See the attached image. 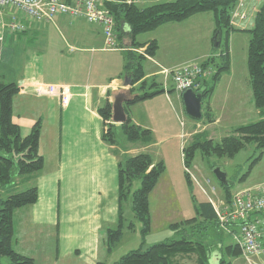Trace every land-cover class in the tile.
Wrapping results in <instances>:
<instances>
[{
    "label": "crops",
    "instance_id": "1",
    "mask_svg": "<svg viewBox=\"0 0 264 264\" xmlns=\"http://www.w3.org/2000/svg\"><path fill=\"white\" fill-rule=\"evenodd\" d=\"M160 1L164 0H136L141 5ZM256 3L251 2L247 8L253 9ZM201 14L182 22L163 24L137 37L142 44L152 40L159 44L155 56H146L143 62L145 76L141 81L147 79V85H150L155 80L164 92L137 104L125 101L123 106L134 124L152 131L155 139L152 147L158 145V136L160 141L172 136L173 125H176L178 117L181 118L176 109L184 110L183 93L174 89L168 70L188 61L218 56L225 48L224 33H221L219 47L215 48L213 38L204 54L195 53L192 45L184 41L189 36L187 26L190 20ZM248 17L246 21L238 20L233 25L237 30L231 31L228 41L231 69L222 75L216 89L226 76L233 75L232 54L235 45L231 40L236 34L249 35L246 30L253 26L255 14ZM211 19L214 35L213 15ZM117 34L118 49H109L105 47L100 25L88 23L83 18L71 19L59 15L54 22L34 23L23 33H6L0 44L1 66L3 59L10 58L11 53L15 52L13 49L16 50L15 57L23 60L17 80L4 82L7 79L5 74L0 79V86L15 82L20 88L13 100L14 121L20 125L23 136L31 132L36 122H43L40 150L45 157V165L42 172L29 183L38 186L39 199L15 213V243L20 253L35 259L34 264H62L66 259L71 260L67 264H98L100 261L111 264L109 255L113 251L107 249L105 233L107 229L118 226L119 159L141 152L152 154L150 144L130 142L125 135L122 144L118 141L117 145H110L103 139L109 122L120 131L121 123L113 122L112 117L110 121L105 120L99 109L108 103L113 104V93L119 90L128 89L133 95L137 94L133 90L141 81L133 83L127 74L126 54L128 51L142 53L146 48L132 46L130 27L125 23ZM127 79L132 81L130 85H127ZM47 84L68 87L71 92L69 103L64 106L58 95L37 92L39 87ZM232 87L235 91L236 87ZM239 88L237 84V90ZM162 97L164 99H161L160 105L152 109L150 100ZM234 97L230 94L228 99L233 100ZM141 110H144L143 113ZM45 120H52L50 129H47ZM155 121L158 128L153 124ZM183 135L182 132L181 138ZM164 159L160 150V156L155 160ZM8 191L3 190L0 194L6 195ZM62 209L65 223L60 219ZM64 225L66 240L61 243L59 230ZM232 233H238V229L233 228ZM54 244L56 246L53 248ZM228 245L231 244L225 246ZM216 252L229 260L227 252Z\"/></svg>",
    "mask_w": 264,
    "mask_h": 264
},
{
    "label": "trees",
    "instance_id": "2",
    "mask_svg": "<svg viewBox=\"0 0 264 264\" xmlns=\"http://www.w3.org/2000/svg\"><path fill=\"white\" fill-rule=\"evenodd\" d=\"M116 19L119 31L123 23L130 27L132 46L142 48V53L127 52L126 71L133 83L140 82L145 76L143 62L146 56H155L159 49L156 40L149 43H139L138 35L153 31L163 24L182 22L194 15L212 13L215 22L214 35L220 31L225 34V48L218 56L209 57L203 62L204 66L212 65L215 73L211 78H204L196 91L200 92L203 100L212 96L222 75L231 69V56L228 47L229 36L235 29L231 23V13L236 0H164L148 5H141L136 0L128 2H107ZM249 35L247 49V66L249 82L252 89V99L259 110L260 119L245 123L233 129V133L214 141L195 135L193 140L184 146L183 158L186 168L192 166L197 153L205 158L212 155L233 158L248 143L264 147V0L255 13L254 23L246 30ZM121 36V35H119ZM218 51V50H217ZM141 81L133 91L137 93L129 104H137L164 92L153 80ZM20 88L11 82L0 86V192L8 190L6 195L0 194V264H34L33 257L24 255L15 249V213L17 210L35 204L39 199V188L36 184L29 185L43 170L45 157L40 150L42 122L38 121L27 136H23L20 125L13 119V100ZM202 100V101H203ZM105 120L112 117V104L108 103L99 109ZM208 122H214L212 111L206 112ZM200 119V120H201ZM198 121V120H197ZM116 125L109 122L103 139L110 145H117ZM123 135L133 143L150 144L152 131L134 124L130 117L119 126ZM163 160L156 161L148 152L136 155H124L119 159V220L116 228H109L105 233L107 249L112 252L121 242L125 230L135 231L136 223H141L140 233L144 237L152 229L150 196L157 186L160 177L165 172ZM189 176V174H188ZM27 184L22 191H15L19 184ZM222 184V183H221ZM227 189L226 200L231 201L229 183L222 184ZM131 200L133 220L127 224L126 203ZM179 237L162 241L145 247L130 250L119 260L111 264H184L181 259L197 253L201 264H211L210 260L215 251L227 252L229 257L241 254L237 244L225 246L223 235L215 207L211 201H203L197 205V215L171 224ZM9 259L3 263L2 259ZM98 264H107L100 261ZM219 264H232L220 255Z\"/></svg>",
    "mask_w": 264,
    "mask_h": 264
},
{
    "label": "rangeland",
    "instance_id": "3",
    "mask_svg": "<svg viewBox=\"0 0 264 264\" xmlns=\"http://www.w3.org/2000/svg\"><path fill=\"white\" fill-rule=\"evenodd\" d=\"M253 1L257 2L254 5L258 10L263 0H245V7L247 8L248 5L251 6L250 3ZM247 11L249 13L248 16L254 12L252 7L251 10L247 8ZM212 15V13H206L195 16L190 20L187 26L189 36L188 38H184V41L192 45V49L195 53L204 54L215 36L213 35L214 26L211 19ZM248 18L249 17L239 20V22H244ZM248 38H250V36L243 33L233 36L231 40V43L235 45L232 54L233 75L226 76L222 80L209 100L206 98L202 101L203 115L209 112V110L212 111L215 118L214 122H208L206 117L198 121L194 120L190 118L184 110L178 107L176 110L181 118L178 117L176 125H173L174 129L171 131L172 136L170 138L167 136V140L165 141H160V137L158 136V145L152 147L153 144H155L154 135H152L149 150H151L155 158H159L161 150L165 158L164 162L166 166L165 174L150 196L152 229L142 237L140 233L141 223L135 221L136 231L132 232L128 229L125 231L123 239L109 255L110 262L119 260L130 250L140 247L142 242H144L145 247H148L162 241H169L179 237V234L171 227V224L196 216L198 203L206 200L210 201V199L217 204L220 201L228 202L226 200L228 195L227 189L218 181L214 173L216 168H221L227 174L232 196L239 190L253 188L264 182V147L258 148L255 143H248L233 158L218 157L216 155H212L211 158H205L203 154L197 153L192 166L188 169L185 167L183 163L184 158L182 157V141L183 148L193 140L195 135L199 134H202L201 136L205 139L221 141L222 138L232 134L233 129L237 126L255 122L260 119L259 110L255 107L252 99V89L249 82V71L247 66ZM224 43L225 40H223V45ZM7 45H9V43H7ZM18 47L20 48V45ZM13 50L15 52L11 53L10 58L6 57L3 59L2 66L0 65V79L2 78L1 75L5 74V76H7L4 82L13 79L17 80L18 74L23 67V60L19 56L15 57L14 54L16 50ZM207 59L205 58V60ZM205 60L201 58L200 60L188 61L168 70L169 81H173L172 74L176 68L186 64L202 63ZM209 66L213 68V75L215 73V68L212 65ZM208 78H211V76ZM237 84L240 86L239 90H237ZM232 86L236 87L235 91ZM230 94L235 95L233 100L230 98L228 99ZM161 99L164 98L150 100L151 102H149V105H151V108L156 109L160 105ZM243 103L247 104V106L243 107ZM143 111L144 110H141L140 112L143 113ZM51 121L52 120H45L47 129H50ZM153 124L157 127L156 121ZM182 132L184 134L183 138H181ZM117 139L120 144L124 141V135L118 129ZM26 188L27 184L24 182L19 184L15 191L19 192ZM229 199L231 200L232 198ZM130 201V199L127 201L125 210L127 224L133 220ZM60 219L65 223V213L63 209L60 213ZM106 226L105 229L108 228V225ZM219 226L221 230H223L222 235L225 241L224 243L236 244L237 238L235 237L237 233L230 234L232 230L230 231L226 226L223 227L220 222ZM114 228H116V225ZM65 229L66 226L64 225V227L59 230V239H61V243H64L66 240ZM231 236L234 237V239H232ZM63 245L64 244H62V246ZM55 246L54 244L53 248ZM15 249L18 251L16 243ZM215 255L220 257L221 254L215 251ZM230 258L233 264H264L263 259L257 257L250 258L249 262L242 255V252L241 255L235 259L229 257V260ZM198 259V254L194 253L190 256L183 257L181 261L184 264H201L202 261ZM8 261L9 259L6 257L2 259L3 263H7ZM68 262L70 263L71 260H63L62 264H67Z\"/></svg>",
    "mask_w": 264,
    "mask_h": 264
},
{
    "label": "built area",
    "instance_id": "4",
    "mask_svg": "<svg viewBox=\"0 0 264 264\" xmlns=\"http://www.w3.org/2000/svg\"><path fill=\"white\" fill-rule=\"evenodd\" d=\"M109 0H0V44L6 33H23L34 23L54 22L59 15L71 19L83 18L88 23L102 27L105 47L118 49L116 19L109 8ZM247 1V0H246ZM255 14L257 8H253ZM245 0H236L231 13L233 26L238 20L248 17ZM211 66L202 63L182 65L173 71V86L179 93L197 90L204 78L212 76ZM39 94L58 95L65 106L71 92L64 85L47 84L38 88ZM188 169V168H187ZM217 219L222 226L237 228L235 238L242 255L249 261L253 257L264 261V182L253 188L235 192L231 201L213 202ZM250 262V261H249Z\"/></svg>",
    "mask_w": 264,
    "mask_h": 264
},
{
    "label": "water",
    "instance_id": "5",
    "mask_svg": "<svg viewBox=\"0 0 264 264\" xmlns=\"http://www.w3.org/2000/svg\"><path fill=\"white\" fill-rule=\"evenodd\" d=\"M109 1H115V2H128L130 0H109ZM220 38H221V32L218 31L214 36V43L215 48H218L220 45ZM132 81L130 79H127V85H130ZM137 94L133 95L130 90H119L115 93H113V104H112V120L115 123H125L128 120L126 111L123 106V102H130L135 98ZM182 99L184 102V110L186 114L194 119V120H200L203 116L202 113V100L203 96L200 92L195 91L193 89H189L185 91L182 94ZM214 173L218 179V181L224 185L228 184L227 180V174L221 169L216 168L214 170ZM219 259L217 255L213 254L212 258L210 260V263L212 264H219Z\"/></svg>",
    "mask_w": 264,
    "mask_h": 264
}]
</instances>
